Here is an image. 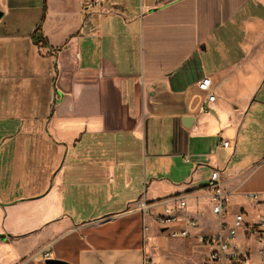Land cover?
Here are the masks:
<instances>
[{
	"label": "crops",
	"instance_id": "0c3cea01",
	"mask_svg": "<svg viewBox=\"0 0 264 264\" xmlns=\"http://www.w3.org/2000/svg\"><path fill=\"white\" fill-rule=\"evenodd\" d=\"M83 7L0 0V264H143L166 247L154 217L174 195L188 202L169 204L180 226L198 223L178 238L207 259L214 169L231 211L264 215V0Z\"/></svg>",
	"mask_w": 264,
	"mask_h": 264
},
{
	"label": "built area",
	"instance_id": "2783aa9c",
	"mask_svg": "<svg viewBox=\"0 0 264 264\" xmlns=\"http://www.w3.org/2000/svg\"><path fill=\"white\" fill-rule=\"evenodd\" d=\"M103 0H83L85 12H91L95 4ZM199 89L206 93L208 101H214L216 95L213 90L212 81L209 77L203 78L199 82ZM203 106V109H206ZM222 144L228 146L227 141H222ZM224 180L222 171L218 168L212 171L208 188L212 201V212L215 214L221 223V231L218 235H202L200 237L203 245L209 246L207 260L210 264H248L250 253L248 250L240 249L236 245L239 231L241 229L249 231V237H254L259 244L258 252L264 261V215L259 216L255 224L249 225L245 221L243 211L233 212L229 207V192L223 186ZM249 197L256 203H260L258 193H249ZM176 203V208L181 211L187 207V197L185 195H174L164 199V208L161 212L155 213L154 222L158 228L172 237H188L190 229L196 228L198 223L195 218L185 217V225L180 226V217L175 213L169 205L171 202ZM152 204L140 200L137 203V208L147 214L151 209ZM231 216V219L228 218ZM45 258H51L50 252H45ZM143 264H156L150 255L143 257Z\"/></svg>",
	"mask_w": 264,
	"mask_h": 264
},
{
	"label": "rangeland",
	"instance_id": "374dc122",
	"mask_svg": "<svg viewBox=\"0 0 264 264\" xmlns=\"http://www.w3.org/2000/svg\"><path fill=\"white\" fill-rule=\"evenodd\" d=\"M201 227V229L214 231L216 229V224L213 222L208 224L207 221H202ZM165 242V248H159L154 244L151 254L154 256L160 254L162 264H210L205 257V250L195 237H193V239H179L167 236ZM236 245L240 249H249L250 258L248 264H264L260 255L256 252L255 246L257 245L252 242H242L241 236H238L236 239Z\"/></svg>",
	"mask_w": 264,
	"mask_h": 264
},
{
	"label": "water",
	"instance_id": "95a60500",
	"mask_svg": "<svg viewBox=\"0 0 264 264\" xmlns=\"http://www.w3.org/2000/svg\"><path fill=\"white\" fill-rule=\"evenodd\" d=\"M1 11H0V16H1ZM46 264H64V261L60 260V259H55V258H48L45 261Z\"/></svg>",
	"mask_w": 264,
	"mask_h": 264
}]
</instances>
